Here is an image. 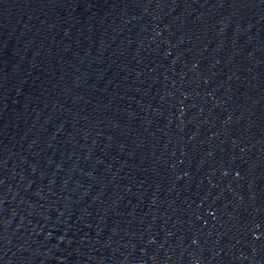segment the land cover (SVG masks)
<instances>
[{
	"label": "water",
	"instance_id": "water-1",
	"mask_svg": "<svg viewBox=\"0 0 264 264\" xmlns=\"http://www.w3.org/2000/svg\"><path fill=\"white\" fill-rule=\"evenodd\" d=\"M0 264H264V0H0Z\"/></svg>",
	"mask_w": 264,
	"mask_h": 264
}]
</instances>
